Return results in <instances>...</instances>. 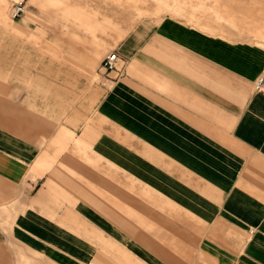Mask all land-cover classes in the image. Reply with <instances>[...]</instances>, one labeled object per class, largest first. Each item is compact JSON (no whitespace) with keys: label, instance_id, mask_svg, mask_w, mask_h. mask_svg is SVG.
Instances as JSON below:
<instances>
[{"label":"crops","instance_id":"obj_1","mask_svg":"<svg viewBox=\"0 0 264 264\" xmlns=\"http://www.w3.org/2000/svg\"><path fill=\"white\" fill-rule=\"evenodd\" d=\"M157 4L6 62L0 264H264V0Z\"/></svg>","mask_w":264,"mask_h":264},{"label":"rangeland","instance_id":"obj_2","mask_svg":"<svg viewBox=\"0 0 264 264\" xmlns=\"http://www.w3.org/2000/svg\"><path fill=\"white\" fill-rule=\"evenodd\" d=\"M157 2L159 0H70L64 5L51 0H0V75L4 74L5 65H11L6 62L17 64L25 59L27 51L32 50L30 46L55 45L59 54H53L54 57L60 55L63 60V54L70 55L64 51L72 45V29L98 31L101 22L97 18L110 22L108 29L120 34L140 18L159 17L165 8ZM19 7L23 11L15 14ZM89 79L95 81L98 76L93 72ZM195 261L192 262L196 264Z\"/></svg>","mask_w":264,"mask_h":264},{"label":"built area","instance_id":"obj_3","mask_svg":"<svg viewBox=\"0 0 264 264\" xmlns=\"http://www.w3.org/2000/svg\"><path fill=\"white\" fill-rule=\"evenodd\" d=\"M23 11L22 8H17L15 14L18 12ZM120 59L115 51H111L108 54L104 56V58L101 61V68L105 72L108 71H114L116 76H119L123 72V65L119 64ZM257 87L260 90H264V76L260 77L257 81Z\"/></svg>","mask_w":264,"mask_h":264},{"label":"bare ground","instance_id":"obj_4","mask_svg":"<svg viewBox=\"0 0 264 264\" xmlns=\"http://www.w3.org/2000/svg\"><path fill=\"white\" fill-rule=\"evenodd\" d=\"M109 72V71H108Z\"/></svg>","mask_w":264,"mask_h":264}]
</instances>
